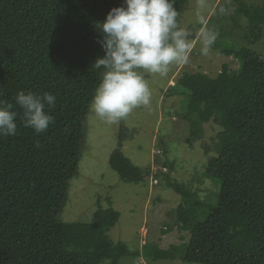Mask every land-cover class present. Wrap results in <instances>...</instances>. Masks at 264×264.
<instances>
[{
	"label": "trees",
	"instance_id": "trees-1",
	"mask_svg": "<svg viewBox=\"0 0 264 264\" xmlns=\"http://www.w3.org/2000/svg\"><path fill=\"white\" fill-rule=\"evenodd\" d=\"M188 1L172 0L177 20ZM122 2L0 0V99L20 113L14 100L20 91L56 97L55 107H46L54 118L46 132L25 128L18 116L16 135L0 136V264H119L124 256H138L107 238L119 219L112 207L98 208L92 222L58 217L68 181L77 173L84 118L102 71L91 67L104 55L95 25ZM238 11L248 20L250 44L256 43L262 38L264 0L240 3ZM222 51L233 54L240 69L224 64L215 77L184 72L175 83L189 94L184 119L190 135L209 121L221 127L216 154L204 168L218 183L217 201L205 203L169 181L182 195L176 214L189 240L154 247L157 259L264 264V58L247 47ZM109 165L122 181L145 175L118 148Z\"/></svg>",
	"mask_w": 264,
	"mask_h": 264
},
{
	"label": "rangeland",
	"instance_id": "rangeland-1",
	"mask_svg": "<svg viewBox=\"0 0 264 264\" xmlns=\"http://www.w3.org/2000/svg\"><path fill=\"white\" fill-rule=\"evenodd\" d=\"M240 3L258 5L261 0L186 3L178 23L189 34V62L171 67L166 77L145 74L152 94L147 107L134 109L126 120L115 125L99 121L88 107L77 173L68 181L58 217L66 223L92 222L98 208L116 210L119 219L106 232L107 238L138 252L135 257H122L119 264H198L181 258L157 259L153 254L154 247L183 246L189 240V232L181 228L176 214L183 203L182 195L175 192L169 181L185 186L205 203L215 205L217 201L218 183L204 175V168L216 154L221 127L209 121L202 125L201 133L190 135V125L184 119L189 94L175 83L184 72L215 77L224 64L229 70L240 69V61L222 50L247 47L264 58V25L262 38L250 44L248 20L238 11ZM204 30L218 34L207 56L201 54ZM189 136L191 144L187 142ZM115 148L143 170L145 175L139 181H122L111 169L109 156ZM106 263L104 260L101 264Z\"/></svg>",
	"mask_w": 264,
	"mask_h": 264
},
{
	"label": "clouds",
	"instance_id": "clouds-1",
	"mask_svg": "<svg viewBox=\"0 0 264 264\" xmlns=\"http://www.w3.org/2000/svg\"><path fill=\"white\" fill-rule=\"evenodd\" d=\"M172 0H123L109 9L96 23L104 55L92 68L100 80L89 103L90 113L108 125L126 120L134 109L147 107L151 90L145 74L166 77L173 66L189 62V34L179 26ZM217 33H201V54L209 55ZM20 113L0 99V136H14L19 116L25 128L46 132L54 122L47 109L55 107L56 97L48 92L20 91L14 97Z\"/></svg>",
	"mask_w": 264,
	"mask_h": 264
},
{
	"label": "crops",
	"instance_id": "crops-1",
	"mask_svg": "<svg viewBox=\"0 0 264 264\" xmlns=\"http://www.w3.org/2000/svg\"><path fill=\"white\" fill-rule=\"evenodd\" d=\"M118 146H121V144H120V145L117 144V147H118ZM110 154H111V153H110Z\"/></svg>",
	"mask_w": 264,
	"mask_h": 264
}]
</instances>
